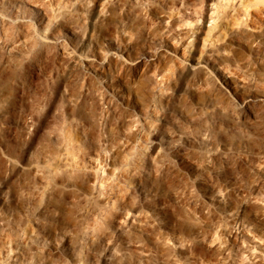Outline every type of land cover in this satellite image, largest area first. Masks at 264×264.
Here are the masks:
<instances>
[{"label":"clouds","instance_id":"1","mask_svg":"<svg viewBox=\"0 0 264 264\" xmlns=\"http://www.w3.org/2000/svg\"><path fill=\"white\" fill-rule=\"evenodd\" d=\"M0 264H264V0H0Z\"/></svg>","mask_w":264,"mask_h":264}]
</instances>
